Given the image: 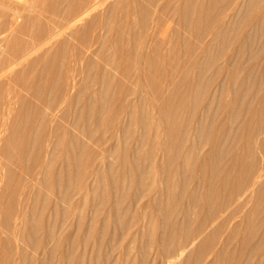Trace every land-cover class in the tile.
<instances>
[{
  "label": "bare ground",
  "instance_id": "bare-ground-1",
  "mask_svg": "<svg viewBox=\"0 0 264 264\" xmlns=\"http://www.w3.org/2000/svg\"><path fill=\"white\" fill-rule=\"evenodd\" d=\"M25 3L0 2L3 230L30 199L0 263L264 264V0Z\"/></svg>",
  "mask_w": 264,
  "mask_h": 264
},
{
  "label": "rangeland",
  "instance_id": "rangeland-1",
  "mask_svg": "<svg viewBox=\"0 0 264 264\" xmlns=\"http://www.w3.org/2000/svg\"><path fill=\"white\" fill-rule=\"evenodd\" d=\"M71 0H69V2H70ZM113 0H92V2H103L102 4H101V6L99 7V8H104L105 6H107L108 5V3L109 2H112ZM0 2H11V6H10V8H13V9H18L19 8V10H21L20 9V7L22 8V11H24V10H26V8L28 9V6H29V4H27V3H25V2H68V0H0ZM23 2V3H22ZM23 5V6H22ZM26 5H27V7H26ZM17 6H19V7H17ZM24 6H25V9L23 10V8H24ZM10 10V9H9ZM27 11V10H26ZM25 12V11H24ZM38 15H41L40 13H38ZM37 15V16H38ZM40 18H42V15L40 16ZM177 25L173 20H171V19H168V20H165V25H164V29H163V31L165 30V28L169 25H171V26H175V25ZM22 65H15V66H13L14 68L16 67V69L17 68H20ZM13 67H9V68H6L5 70H7V73H10V71L12 70L13 71ZM11 71V72H12ZM1 72H3V71H1ZM2 78L4 79L5 77L4 76H1L0 77V79H1V81H2ZM2 134H3V132H2ZM1 136V135H0ZM14 167V166H13ZM25 175V176H24ZM23 176L24 177H22L23 178V183H22V185H24L23 187V189H25V190H23V193L25 194L26 193V189L28 188V187H26V186H29V188L30 187H32L33 186V188H38V187H41V188H44L39 182H38V180L37 179H30V178H27L28 177V175L27 174H24ZM26 180H27V182H26ZM30 180V181H29ZM31 180H33V181H35V182H33V181H31ZM37 180V181H36ZM27 183V184H26ZM37 185H36V184ZM39 183V184H38ZM32 185V186H31ZM35 186V187H34ZM29 188H28V192H29ZM45 190V189H44ZM48 190V191H47ZM47 190H45V192L48 194V196H49V198L51 199V200H53V198L55 197L54 195H53V190H51L50 188L49 189H47ZM52 191V192H51ZM51 194V195H50ZM51 196V197H50ZM25 199V200H24ZM27 199V200H26ZM29 198L27 197V195H26V197H25V195H21L20 196V198H18L16 201V209H18V210H16V211H18L17 212V215H20L21 217H19V216H17L16 214V216L14 215V218H13V220H12V224H13V226L14 227H12V226H10V227H8L9 229V231L7 230V232H6V230H3L2 229V226L0 225V236L2 237V235L3 236H5V234H9L11 237L14 235V237H12V241H13V238H18V233H16V232H21L22 234H25V230H24V228H23V225H22V223H23V221H24V218H25V212H24V210L26 209V208H28V202H29ZM21 201V202H20ZM23 202H24V204H23ZM64 205H67L66 203L64 204ZM26 207V208H25ZM20 210V211H19ZM23 210V211H22ZM22 216L24 217L23 219H22ZM18 218V219H17ZM50 218L49 217H47V220H49ZM23 220V221H22ZM16 221V222H15ZM19 226V227H16V226ZM11 228H13V229H11ZM19 229H20V231H19ZM23 232H22V231ZM5 231V232H4ZM3 232V233H2ZM9 232V233H8ZM10 232H12V233H10ZM16 233V234H15ZM12 234V235H11ZM18 234V235H17ZM21 234V235H22ZM17 235V236H16ZM16 238H15V240L12 242V249L13 250H16L17 249V247H18V244H17V242H18V240L16 241ZM21 241H19V243H20ZM17 245V246H16ZM2 248H3V246H1V248H0V250L1 251H4V249L5 248H3V250H2ZM1 264V263H0Z\"/></svg>",
  "mask_w": 264,
  "mask_h": 264
}]
</instances>
